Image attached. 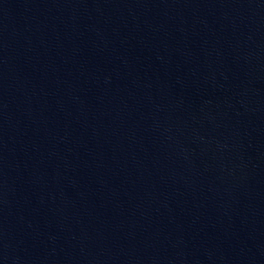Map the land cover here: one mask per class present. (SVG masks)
Listing matches in <instances>:
<instances>
[{"label":"water","instance_id":"obj_1","mask_svg":"<svg viewBox=\"0 0 264 264\" xmlns=\"http://www.w3.org/2000/svg\"><path fill=\"white\" fill-rule=\"evenodd\" d=\"M0 264H264V0H0Z\"/></svg>","mask_w":264,"mask_h":264}]
</instances>
